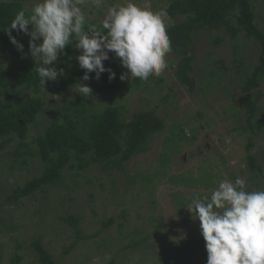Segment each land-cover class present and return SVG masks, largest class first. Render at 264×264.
Returning a JSON list of instances; mask_svg holds the SVG:
<instances>
[{
  "label": "rangeland",
  "instance_id": "obj_1",
  "mask_svg": "<svg viewBox=\"0 0 264 264\" xmlns=\"http://www.w3.org/2000/svg\"><path fill=\"white\" fill-rule=\"evenodd\" d=\"M23 1L29 10L38 2ZM159 1L161 0H151L154 12L167 9L168 1L156 5ZM126 2L127 0H103L100 7L86 4L83 10L86 18L98 19L102 24L108 7ZM132 2L142 4V0ZM258 2L261 5L258 13L264 16V1ZM259 22L264 26V21L259 19ZM212 36L209 32H203L197 39L193 73L197 82L193 90L177 82L174 68L176 64L171 67L172 55L168 54L167 68L159 77L150 76L148 81H142L140 89H136L134 79H126L123 81L126 86L123 91L102 93L90 98L89 105L95 110H102L106 104L125 106L124 114L127 118L139 111L155 109L163 117L166 129L154 139L148 153L133 158L126 168L132 178L139 170L147 173L162 170L167 173L156 178L148 190L142 181H137L135 185L128 184L122 172L104 173L100 171V167H95L89 174L82 173V187L73 193L71 188L75 185L68 178L64 189L55 187L49 192L40 191L31 198H23L15 205H0V219L6 223H0V264H40L32 247L36 239L42 240L43 246L53 257L54 264H207L200 222L187 209V203L184 213H178L182 206L175 204L174 194L180 192L185 198L193 194L210 195L221 181L234 183L237 178L244 182L245 191H264V172L261 177L253 178L248 171L247 142L238 129L246 114L242 92L238 89L229 97H223L222 88L217 86L212 87V91H217L215 94L209 88H200V83L205 84L202 62L210 70L217 72L221 64L215 66L208 60H225L226 65L237 74L239 64L236 60L243 61L242 71L250 70L257 63V50L254 49V44L248 43L244 59L237 58L232 45L214 47L211 44ZM109 61L115 63L114 67L122 74L127 72L112 52L109 53ZM55 64L58 70L61 69L57 62ZM16 66H20V61L0 53V78L5 79L11 89L21 90L17 81L6 76ZM74 66L81 69L78 63ZM161 78H164V82L160 87L164 91L154 94L157 81ZM216 78L219 80L218 75ZM221 80L227 85L228 75ZM53 87L54 84L50 81L43 88L48 106L39 116L38 124L29 132L27 142L32 147L36 146L34 138L44 132L52 114L59 109L57 105L63 103L61 98L55 99L52 95ZM0 91V97L6 104L23 98V93L12 96L5 89ZM261 92L257 96L259 106L263 109L254 121L255 126H259L264 119V84ZM166 95H170V100L162 104ZM174 129L176 132L184 129L186 137L193 134L196 139L178 140L180 152H172V161L164 169L161 166V154L171 151L165 147L171 144L168 140L175 134ZM254 142L255 146L250 153L257 157L264 168V129ZM16 143H8L6 150L0 155V202L8 195V191L33 177L32 171L30 175L18 171L17 178L9 172L13 159L8 154L15 149ZM34 169L36 164L30 168ZM182 174L194 178L211 174L217 186L209 189L202 186L189 188L169 180L171 175ZM89 179L91 183H87ZM70 196L76 198V201H71ZM123 210L126 211L125 217L121 216ZM69 216L79 218L78 229L62 219ZM111 219L113 222L104 229L103 224ZM94 234L97 235L87 238ZM146 237L148 239L145 243L134 244ZM16 256L21 258L20 261H16Z\"/></svg>",
  "mask_w": 264,
  "mask_h": 264
},
{
  "label": "trees",
  "instance_id": "obj_2",
  "mask_svg": "<svg viewBox=\"0 0 264 264\" xmlns=\"http://www.w3.org/2000/svg\"><path fill=\"white\" fill-rule=\"evenodd\" d=\"M163 1L166 0H161L156 5L162 4ZM167 1L166 11L169 17L167 35L171 41L172 49L169 53L172 55L170 64L171 67L176 64L174 68L177 82L185 88L193 90L197 82V77L193 75L196 43L203 32L213 34L211 44L216 48L222 44L232 45L233 53L237 58L244 59L245 47L248 43L254 44L258 60L250 70L242 71L241 67L244 63L239 59L236 60V63L239 64L236 69L237 74H234L235 71L226 65L225 60L215 62L208 60L215 66L218 63L221 64L219 70L221 74L219 71L213 72L207 64L202 62L205 84L200 83V88L201 90L209 88L211 93L215 94L217 91H212V87L217 86L222 88L223 97H229L238 89L242 92L244 96L243 108L246 109V114L245 119L240 121L238 129L247 142L248 171L253 178L261 177L264 172L263 165L256 156L250 153L255 146V138L260 132L263 133L264 129V119L260 121L259 126L254 124L263 109L259 106V97L257 96L258 93H262L261 87L264 84V26L259 22V19L264 21V16L258 13L261 5L259 6L258 0ZM20 10H25L26 15L30 12L24 6L23 0L0 1V53L20 61V66L13 67L6 76L17 81L22 88L13 90L5 79L0 78V89H5L12 96L23 93L22 99H16L7 104L0 97V155L6 150L8 143L17 142L15 149L8 154L13 159L8 170L14 178L18 177V171L27 172L28 175L32 171L31 176L33 177L27 179L23 185H17L13 190L8 191V195L0 202V205L10 203L15 205L23 198H31L40 191L49 192L51 188L64 189L68 178L75 185L71 188L73 193L82 187V173L89 174L95 167H100V171L104 173L122 172L128 184L135 185L137 181H142L149 190V186L154 184L155 179L165 175L167 171L147 173L139 170L132 178L126 166L133 158L151 150V143L166 129L165 121L156 113L155 109L136 112L131 118L125 116V106L106 104L102 110L93 109L89 105L91 97H98L102 93L123 91L126 86L120 80L122 73L114 67L115 63L110 62L109 59L103 63L105 68H110L115 72L114 79L110 80L109 73L105 71L98 80L93 72L89 73L88 81H83L85 70L74 66L78 63L76 56L80 54L79 50L74 47L75 41L64 49L63 54L59 55L56 61L64 70V75L59 76L56 81H52L54 84L52 95L54 98L56 97L55 99L61 98L63 103L57 105L59 109L52 114L51 121L45 126L44 132L34 138L33 143L36 146L32 147V144L27 142L30 130L38 124L39 116L45 112L48 106L43 88L50 81H46L44 87L39 83V76L35 70L36 63L29 52L30 37L23 32L18 33L16 30L10 29L11 21ZM88 25H95L97 29H101L102 26L98 19L86 18L85 30ZM29 28L31 29V26ZM8 30L23 45V51H18L16 46L10 42ZM54 66L56 67L55 63ZM217 75L219 80L216 78ZM227 75L228 83L226 85L221 79L226 78ZM163 82L164 78L157 81L154 94L164 91L163 87H160ZM77 83L87 84L92 89L89 98L76 93ZM133 84L136 89H140L142 80L136 78L133 80ZM65 94L66 96L67 94L71 95L66 97ZM169 100L170 95H166L161 103L165 104ZM173 132L175 134L170 141L168 140L171 144L165 147L171 151L161 154V166L164 169L172 161V152H180L178 140L193 141L196 139L193 134L186 137L184 129L179 132L174 129ZM35 164L36 169L30 170ZM169 180L176 185L189 188L202 186L209 189L217 186L211 174H204L199 178L186 174L171 175ZM87 183H91L90 179ZM204 195L208 194H199L201 197ZM194 196L197 194L188 198L183 197L180 192L174 194L175 204L182 206L178 211L179 214L184 213V207L191 203ZM70 200L76 201V198L70 196ZM125 212L123 210L121 216L125 217ZM62 219L78 229L79 218L69 216ZM112 222L113 219L110 222H105L103 228H108L109 223ZM0 223L6 224L2 219H0ZM96 235L87 238H93ZM147 239L148 237L134 244H143ZM32 247L40 264H54L53 257L43 246L41 239H36L32 243ZM15 259L20 261L21 258L16 256Z\"/></svg>",
  "mask_w": 264,
  "mask_h": 264
},
{
  "label": "clouds",
  "instance_id": "obj_3",
  "mask_svg": "<svg viewBox=\"0 0 264 264\" xmlns=\"http://www.w3.org/2000/svg\"><path fill=\"white\" fill-rule=\"evenodd\" d=\"M102 3L103 0H38L27 15L25 10L17 12L10 29L30 37L29 52L43 87L46 81H56L64 75V70H58L54 63L73 41L80 52L76 60L85 70L83 81H88L93 72L97 80L105 71L110 80L115 78V72L103 63L110 52L127 69L120 75L121 81H148L167 68L166 56L172 50L167 11L154 12L151 0H142L140 5L127 0L108 7L101 29L88 25L85 30L83 6L98 8ZM8 35L17 50L23 51L10 30ZM76 86L77 94L91 96L92 89L87 84ZM244 187L240 178L234 183L221 181L210 196H194L187 207L200 222L207 264H264V191H245Z\"/></svg>",
  "mask_w": 264,
  "mask_h": 264
}]
</instances>
